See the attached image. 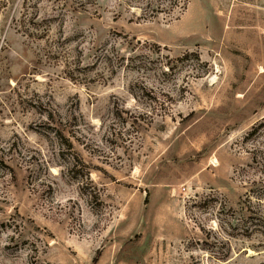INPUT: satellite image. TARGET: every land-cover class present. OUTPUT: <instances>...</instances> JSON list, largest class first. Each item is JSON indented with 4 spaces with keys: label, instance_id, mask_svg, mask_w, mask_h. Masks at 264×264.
<instances>
[{
    "label": "rangeland",
    "instance_id": "374dc122",
    "mask_svg": "<svg viewBox=\"0 0 264 264\" xmlns=\"http://www.w3.org/2000/svg\"><path fill=\"white\" fill-rule=\"evenodd\" d=\"M264 0H0V264H264Z\"/></svg>",
    "mask_w": 264,
    "mask_h": 264
},
{
    "label": "trees",
    "instance_id": "16d2710c",
    "mask_svg": "<svg viewBox=\"0 0 264 264\" xmlns=\"http://www.w3.org/2000/svg\"><path fill=\"white\" fill-rule=\"evenodd\" d=\"M263 216H264V215H263ZM262 219H263V221H262V222L264 223V217H263Z\"/></svg>",
    "mask_w": 264,
    "mask_h": 264
}]
</instances>
